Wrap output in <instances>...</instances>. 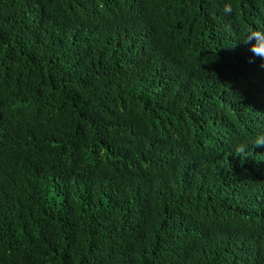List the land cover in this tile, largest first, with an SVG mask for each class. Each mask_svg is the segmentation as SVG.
I'll list each match as a JSON object with an SVG mask.
<instances>
[{
    "label": "trees",
    "instance_id": "16d2710c",
    "mask_svg": "<svg viewBox=\"0 0 264 264\" xmlns=\"http://www.w3.org/2000/svg\"><path fill=\"white\" fill-rule=\"evenodd\" d=\"M225 2L0 0V264H264Z\"/></svg>",
    "mask_w": 264,
    "mask_h": 264
},
{
    "label": "clouds",
    "instance_id": "9594fccd",
    "mask_svg": "<svg viewBox=\"0 0 264 264\" xmlns=\"http://www.w3.org/2000/svg\"><path fill=\"white\" fill-rule=\"evenodd\" d=\"M223 11L225 14L233 12L232 3L226 0ZM239 47H245L247 51V63L240 64L237 74L241 80L239 84L238 108L232 111L223 110L229 116H233V123L250 124L252 128L261 131L254 140L256 153L260 158L264 156V31L257 28L245 30L240 40ZM236 52V50H233ZM260 74V75H259ZM232 86L231 81L227 83V91ZM243 153L245 146L236 149Z\"/></svg>",
    "mask_w": 264,
    "mask_h": 264
}]
</instances>
